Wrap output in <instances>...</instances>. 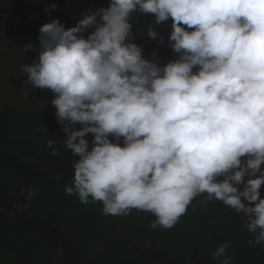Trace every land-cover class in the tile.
<instances>
[{"label": "clouds", "instance_id": "obj_1", "mask_svg": "<svg viewBox=\"0 0 264 264\" xmlns=\"http://www.w3.org/2000/svg\"><path fill=\"white\" fill-rule=\"evenodd\" d=\"M96 2L75 27L42 25L38 62L22 66L33 86L56 94L58 121L68 122L65 147L80 157L65 192L102 202L104 215L151 212L153 229L172 228L207 193L247 218L250 245H264V0H111L100 9ZM137 10L157 24L172 19L165 31L182 53L177 60L161 67L129 40ZM93 26L87 39L78 35ZM77 122L83 127L74 130ZM54 143L46 145L53 156ZM229 246L214 259L232 264Z\"/></svg>", "mask_w": 264, "mask_h": 264}, {"label": "trees", "instance_id": "obj_2", "mask_svg": "<svg viewBox=\"0 0 264 264\" xmlns=\"http://www.w3.org/2000/svg\"><path fill=\"white\" fill-rule=\"evenodd\" d=\"M24 1L0 0V52L8 50L5 56H0V71L9 72L5 75L7 87L0 89V199L7 202L16 199L22 187L21 177L28 172L48 171L79 158L65 147L67 134L63 127L68 122L62 125L58 121L57 109L52 104L56 94L33 86L22 67L38 62L39 56L18 53V46L40 43V27L52 20L58 19L65 29H69L83 19V13L97 11L96 0H26L27 7L21 5ZM110 4L111 0H99V9ZM137 21L140 26L145 24L140 33L161 30L173 24L171 18L157 24L154 14L137 10L129 21L132 31H136L134 25ZM94 31L95 28H88L78 35L87 39ZM134 41L142 48L145 59L161 67L180 57L165 37L140 35ZM197 70L198 66L193 68V72ZM12 90L15 94H11ZM82 127L79 122L72 125L74 130ZM91 136L89 133L85 137L89 141V151L93 147ZM49 140L55 141L53 147L59 150L58 155L50 154L53 149L46 147ZM109 140L117 142L112 134ZM123 140L121 137L119 141L122 147ZM73 165L54 175L35 178L32 186H38L41 194L35 195L36 205L27 206L25 212L32 221L50 223L59 229L69 222L63 234L81 257L93 243L97 254L91 264H124L157 249L171 252L178 264H221L223 258L214 259V253L225 242L230 245L225 255L234 257L232 264H264V245L248 243L254 240V234L244 227L247 218L222 201H207V193L195 197L186 214L172 228L153 229L151 224L156 217L151 212L132 209L127 215H104L102 202L90 197L89 203L84 204L78 194L68 195L65 188L73 185ZM258 177L246 175L244 178ZM260 192L264 198V185ZM242 200L248 204L246 199ZM1 209V261L4 264H54L55 251L61 249L56 238L45 231L25 228L12 212L2 213ZM99 242L102 250L98 254ZM56 264L73 263L63 251ZM145 264L167 263L156 259Z\"/></svg>", "mask_w": 264, "mask_h": 264}, {"label": "water", "instance_id": "obj_3", "mask_svg": "<svg viewBox=\"0 0 264 264\" xmlns=\"http://www.w3.org/2000/svg\"><path fill=\"white\" fill-rule=\"evenodd\" d=\"M171 32L172 31H165V28H162L161 30L157 31V34L163 35V36L166 35L165 37L168 40H170L169 37H170ZM93 140H94V134L90 142H92ZM79 159L77 158L73 161H69L68 163L64 164L59 169H51L48 171L34 170V171L29 172L26 178L24 179L21 196L18 198V200L14 204L6 203L0 200V206H3L13 211V213L16 214L20 223L26 228L31 229V230H36V231H45L53 235L56 238L57 242L59 243L61 247V251H64L69 256L73 264H84V262L81 259L80 255L78 254V252L75 250V248L66 239L62 230L50 223L35 222V221L30 220L25 213V207H26V204L28 203L27 194H28L29 186L31 185V181L33 178L38 177L40 175H47L52 172L54 173L63 168H67L68 166L76 163ZM156 259H162L166 261L167 264H178L175 256L171 252L164 250V249L152 250L148 252L146 255L136 258L134 260H131L124 264H145V263L151 262Z\"/></svg>", "mask_w": 264, "mask_h": 264}, {"label": "flooded vegetation", "instance_id": "obj_4", "mask_svg": "<svg viewBox=\"0 0 264 264\" xmlns=\"http://www.w3.org/2000/svg\"><path fill=\"white\" fill-rule=\"evenodd\" d=\"M98 22H100V20H99V17H98ZM145 26V24H142L141 26H140V22H138L137 21V23L134 25V27H135V30L136 31H132L131 32V35H130V37H129V40L131 41V42H133L135 39H139V36L140 35H143V36H150L149 35V33L148 32H145V33H140L139 32V30H140V28H143ZM92 29L93 28H95L94 26L93 27H91ZM157 36H161V37H165L166 35H157ZM166 38V37H165ZM167 39V38H166ZM168 40V39H167ZM171 44L172 43H174V42H172V41H170V40H168ZM134 43H135V41H134ZM198 71V70H197ZM92 136H93V134H92ZM91 136V137H92ZM90 149V148H89ZM88 149V150H89ZM80 158V157H79ZM78 158V159H79ZM73 160H75V159H71L70 161H73ZM69 162V161H68ZM67 162V163H68ZM53 162H51V160H50V162H49V164L51 165ZM64 164H66V163H64ZM63 164V165H64ZM62 165V166H63ZM62 166H60V167H57V168H54V169H59V168H61ZM63 169H65V168H63ZM63 169H61V170H59V171H56V172H52V173H49V174H55V173H58V172H60V171H62ZM47 170V169H46ZM45 170V171H46ZM264 170V164H262L261 165V171H263ZM38 171H40V170H38ZM43 171V170H42ZM31 172V171H30ZM29 173V172H28ZM27 173V174H28ZM27 174H25L24 176H22L21 177V190H20V192H19V194L17 195V197H16V199H14L13 201H11V202H7V201H4V200H2V199H0V200H2V201H4V202H6V203H11V204H14L17 200H18V198L21 196V191H22V188H23V182H24V179L26 178V176H27ZM40 176H43V175H40ZM39 177V176H38ZM35 178H37V177H35ZM35 178H33L32 179V181L35 179ZM57 178L58 179H60L61 177H59V176H57ZM32 181H31V185L29 186V191H28V194H27V199H28V203L26 204V207H25V210H26V208H27V206H29V205H36V198H35V195L36 194H41V189L38 187V186H32ZM0 208H2L1 209V212L2 213H5V212H7V211H10V212H12L13 213V211H11V210H9V209H7V208H5V207H3V206H0ZM26 213V212H25ZM14 214V213H13ZM15 215V217L17 218V216H16V214H14ZM27 215V214H26ZM29 218V217H28ZM18 219V218H17ZM30 219V218H29ZM31 220V219H30ZM19 221V220H18ZM20 222V221H19ZM35 222H37V221H35ZM46 223V222H45ZM21 224V223H20ZM69 225V222H66L63 226L61 225V230H62V232L65 230V228H67V226ZM25 227V226H24ZM26 228V227H25ZM28 229V228H27ZM126 235H128V233H125ZM131 247L133 246V245H130ZM97 248H98V254L101 252V250H102V245H100V242H99V244H97ZM94 246H93V243L91 244V246H90V249L89 250H87L86 251V253H84L83 252V254H82V257H81V259L83 260V262H84V264L85 263H94L95 262V258H94V254H97L96 253V249L94 250ZM152 251V250H151ZM150 252V251H149ZM62 253H63V251H61V249H58L57 251H55V256H54V259H53V261H54V264H56V262H57V259H59L61 256H62ZM148 253V252H147ZM146 253V254H147ZM146 254H144V255H146ZM143 255V256H144ZM153 261H155V260H153ZM0 264H4L2 261H1V259H0Z\"/></svg>", "mask_w": 264, "mask_h": 264}, {"label": "rangeland", "instance_id": "obj_5", "mask_svg": "<svg viewBox=\"0 0 264 264\" xmlns=\"http://www.w3.org/2000/svg\"><path fill=\"white\" fill-rule=\"evenodd\" d=\"M21 1H24V0H19V2L21 3ZM26 1V0H25ZM25 1L21 4L22 6H26V4H25ZM27 2V1H26ZM27 7V6H26ZM27 45H32V48H30L28 51H26V52H23V49L25 48V46H27ZM18 53H27V54H35V55H38L39 56V53H40V43H33L32 42V44H30V43H25V44H21V45H19L18 46ZM8 50H3V51H1L0 52V56H5V52H7ZM1 58V57H0ZM9 74V72H6L5 73V70H3V71H0V89H4V88H6L7 87V79H6V77H5V75H8ZM1 91V90H0ZM11 94H15L14 93V91L12 90L11 91ZM244 183H241L240 185H239V187H241V188H243L244 189V186H245V184H246V179H244ZM250 202H248V204H249ZM251 206H254V202H252L251 203Z\"/></svg>", "mask_w": 264, "mask_h": 264}]
</instances>
